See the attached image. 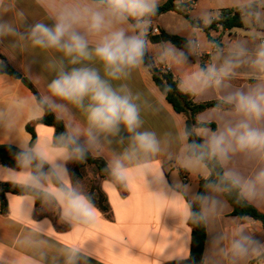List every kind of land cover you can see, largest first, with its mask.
Listing matches in <instances>:
<instances>
[{
  "label": "clouds",
  "instance_id": "9594fccd",
  "mask_svg": "<svg viewBox=\"0 0 264 264\" xmlns=\"http://www.w3.org/2000/svg\"><path fill=\"white\" fill-rule=\"evenodd\" d=\"M163 2L59 0L47 19L39 20L19 0H0V42L10 39L6 54L31 55L25 66L29 78L40 80L31 72L37 62L47 74L30 98L0 104V136L14 148L15 162V167L0 166V174L20 191L22 219L34 220L39 211L54 214L69 229L94 225L95 197L69 165L105 153L104 172L113 186L142 182L159 201L168 202L163 212L192 226L215 225L229 199L240 206L264 204V0H227L202 9L170 32L183 37L179 47L170 40L152 44L148 39ZM175 4L192 12V0ZM223 7L240 15L246 36L221 39L205 31L223 19ZM3 68L0 61V78L7 77ZM141 72L175 73L176 89L162 80L161 96L178 90L193 102L209 96L216 101L192 124L154 130L146 115L158 105L131 84ZM242 77L250 82L237 83ZM48 112L57 115L63 131L34 139L18 135L23 121ZM170 169L202 181V191ZM34 221L37 229L17 242L38 244L33 264H89L94 257L86 244L46 250L47 241L38 243L35 237L43 236L47 217ZM255 233L264 234L244 218L227 232L214 231L209 247L218 260L213 264H264V242ZM169 254L178 262L190 259L188 247ZM0 264L18 261L5 252ZM201 264H208V258L203 256Z\"/></svg>",
  "mask_w": 264,
  "mask_h": 264
},
{
  "label": "crops",
  "instance_id": "0c3cea01",
  "mask_svg": "<svg viewBox=\"0 0 264 264\" xmlns=\"http://www.w3.org/2000/svg\"><path fill=\"white\" fill-rule=\"evenodd\" d=\"M19 2L30 17L46 20L48 15L54 11L59 0H19ZM226 4L227 0H192V12L189 15L192 19L202 9L215 8ZM222 10H231V8L223 7ZM176 17L186 19L183 15L170 11L154 19L153 27L159 28L160 34L162 31L169 34L170 32L178 31L184 24ZM244 29L245 25L242 28L232 30H212L209 36L212 34L217 36L219 34L221 39H228L232 36L244 37L247 35ZM160 34H153L151 32L148 39L150 40L151 35ZM9 43L10 39L8 38L0 42V54L4 56L11 68L28 79L38 92L47 75L42 69V63L31 64L32 74L40 75V80L36 81L29 78L25 73V66L31 61V55L16 51L14 58H10L6 54ZM0 61H2L1 58ZM3 73L7 77L0 78V104L25 100L34 94L21 79L15 78L8 73ZM173 74L175 76V73ZM249 82L246 77H242L237 81L241 85ZM131 84L133 88L142 90L150 100L158 105L155 111L146 115L148 127L157 131H164L173 125L179 127L186 123L185 115L176 113L166 100V97L160 95L152 73H138L131 81ZM210 101H216V97L209 96L205 100L197 101L196 103ZM205 112L206 110L199 114H204ZM43 115L23 121L18 129V135L31 139L32 136L27 130L29 124L32 125L36 137L44 138L53 134L54 129L52 127L39 123ZM5 140L6 137L0 136L1 145H7L3 144ZM107 155L105 153L93 156L101 157L107 163ZM0 166H4L1 161ZM69 169L73 173L74 164H70ZM169 171L172 175L178 174L182 181L193 184L194 189L198 190L200 180L193 181L187 173L176 169H170ZM184 174L187 176V180L183 179ZM167 175L170 180L171 174L168 173ZM78 178L81 179L88 192L91 193L92 188H96L97 191L104 195L108 210H102L95 201L98 208L96 222L91 227L84 229H69L54 214L40 213L39 211L33 213V219L38 222L47 217L43 236L35 237L38 243L47 241L46 250H54L58 246L83 247L86 244V247L92 248V255L94 256L88 258L89 264H166L177 261L176 259L170 260L171 254L169 253L171 251L174 250L176 254H179L185 252L186 247L190 250L191 228L188 223L183 220L180 222L179 217L169 212H163L164 208L168 206V202L159 201L142 182L133 181L127 188L113 186L109 180L101 178L97 174L96 169L91 165L84 166L80 170ZM0 183L12 182L7 175L0 174ZM6 197L8 212L2 213L0 205V253L6 252L15 257L18 264H33L32 257L39 250L38 244L34 246H21L17 242L22 236L27 234L28 230L37 229L38 225L34 220L22 219L19 216L17 208L21 199L20 195L7 194ZM253 206L264 214V204H255ZM238 218L234 215L233 207L227 201L225 211L217 223L206 227L207 238L204 256L208 258V264H213V261L218 260L215 250L209 247V236L219 229L227 232ZM244 219L249 226L264 232L260 222L251 218ZM255 238L264 242V234L255 233Z\"/></svg>",
  "mask_w": 264,
  "mask_h": 264
},
{
  "label": "trees",
  "instance_id": "16d2710c",
  "mask_svg": "<svg viewBox=\"0 0 264 264\" xmlns=\"http://www.w3.org/2000/svg\"><path fill=\"white\" fill-rule=\"evenodd\" d=\"M170 11H175L183 15L186 19H188V21L191 20L188 12L181 11L177 8L175 0H167L163 4H161L159 8V14L154 19ZM222 14V20L212 23L211 26L205 30L208 34H210L212 30L218 31L220 25H222L223 30H232L235 28H242L244 26V24L241 22L240 15L238 13H234L233 9L222 10ZM150 40L152 43H159L162 40H170L177 47L181 46L184 42L182 36L170 35L165 31H162L160 35H151ZM0 58L2 59L4 64L3 72L12 75L15 78L21 79L33 91L34 94L37 93V90L34 88L33 84L26 77L22 76V74L15 71L7 64L4 56L0 54ZM152 74L157 87L161 85L162 80H164L167 81L173 89H176V84L174 83L175 76L173 72H169L167 74L156 72ZM165 97L176 113L185 115L186 123L188 124L194 123L195 118L199 113L212 108L215 103V101L205 103L193 102L192 98H190L188 95L182 94L178 90L167 94ZM39 123L52 127L54 129V132H60L64 130L63 123L59 121L55 113L52 112L45 113L39 120ZM212 127L215 128L216 126L213 124ZM27 130L32 136L31 139L36 138V134L31 124L27 126ZM13 150L14 148L10 149L8 145L0 144V161L4 166L15 167V162L11 154ZM86 165L93 166L96 169L97 174L101 178L109 180L107 174L104 172L106 161L101 157H96L93 155H90L84 163L74 164V175L78 177L80 170ZM197 191H202V181H199ZM91 193L94 195L95 201L99 204L100 208L104 211H107L108 205L106 204L104 195L97 191L96 188H92ZM7 194L20 195V191L16 186L13 185V183H0V205L2 213L8 212V201L6 197ZM228 202L233 207L235 216L239 218H251L255 221H258L261 223L264 229V214L259 212L253 205L240 206L235 204L231 199H229ZM188 225L191 228L190 259L179 262H168L166 264H201L202 257L204 256L207 238L206 227L192 226L190 224Z\"/></svg>",
  "mask_w": 264,
  "mask_h": 264
},
{
  "label": "built area",
  "instance_id": "2783aa9c",
  "mask_svg": "<svg viewBox=\"0 0 264 264\" xmlns=\"http://www.w3.org/2000/svg\"><path fill=\"white\" fill-rule=\"evenodd\" d=\"M219 30H223V29H222L221 27H219ZM152 33H153V34H160V30H159V28H157V27H153V28H152ZM217 37L221 38V36H220L219 34L217 35ZM183 179H184V180H187V176H186L185 174L183 175Z\"/></svg>",
  "mask_w": 264,
  "mask_h": 264
},
{
  "label": "rangeland",
  "instance_id": "374dc122",
  "mask_svg": "<svg viewBox=\"0 0 264 264\" xmlns=\"http://www.w3.org/2000/svg\"><path fill=\"white\" fill-rule=\"evenodd\" d=\"M167 18H169V17H167ZM176 18L179 19V20H181V22H183V24H185L186 19H184L183 17H176Z\"/></svg>",
  "mask_w": 264,
  "mask_h": 264
}]
</instances>
